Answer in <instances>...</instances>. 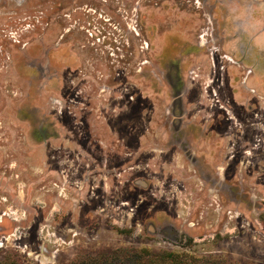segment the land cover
<instances>
[{"label":"rangeland","instance_id":"374dc122","mask_svg":"<svg viewBox=\"0 0 264 264\" xmlns=\"http://www.w3.org/2000/svg\"><path fill=\"white\" fill-rule=\"evenodd\" d=\"M219 3L0 0V260L264 264V89L209 53Z\"/></svg>","mask_w":264,"mask_h":264},{"label":"crops","instance_id":"0c3cea01","mask_svg":"<svg viewBox=\"0 0 264 264\" xmlns=\"http://www.w3.org/2000/svg\"><path fill=\"white\" fill-rule=\"evenodd\" d=\"M245 1L220 0L219 8L227 22H221L222 24L219 25L218 34H215L214 38L220 41L218 46L212 45L209 53L213 55L216 50H220L223 58L226 55L232 60H241L244 65H252V71L258 78L259 85L264 89L260 83L264 70L256 69L254 62V60H264V0H248V4H244ZM233 17L243 19L248 17V21L240 25H232L230 20Z\"/></svg>","mask_w":264,"mask_h":264},{"label":"trees","instance_id":"16d2710c","mask_svg":"<svg viewBox=\"0 0 264 264\" xmlns=\"http://www.w3.org/2000/svg\"><path fill=\"white\" fill-rule=\"evenodd\" d=\"M106 263L119 264V262H116L115 260H111V258L106 260L104 264ZM0 264H10V263L6 262L5 260H0ZM81 264H100V263L96 260L92 262L90 259H87L84 262H81ZM121 264H206V263L196 262L195 260L188 261L186 259H182V257L171 251H167L161 254L150 255L148 257L143 255L142 256L131 255V257L122 258Z\"/></svg>","mask_w":264,"mask_h":264},{"label":"built area","instance_id":"2783aa9c","mask_svg":"<svg viewBox=\"0 0 264 264\" xmlns=\"http://www.w3.org/2000/svg\"><path fill=\"white\" fill-rule=\"evenodd\" d=\"M224 57H226V55H224ZM227 58V57H226Z\"/></svg>","mask_w":264,"mask_h":264}]
</instances>
